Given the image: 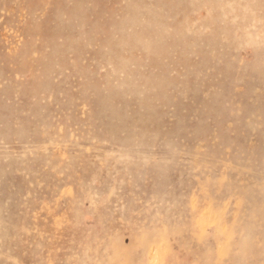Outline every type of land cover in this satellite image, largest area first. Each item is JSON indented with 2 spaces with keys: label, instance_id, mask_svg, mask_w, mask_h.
I'll use <instances>...</instances> for the list:
<instances>
[{
  "label": "rangeland",
  "instance_id": "obj_1",
  "mask_svg": "<svg viewBox=\"0 0 264 264\" xmlns=\"http://www.w3.org/2000/svg\"><path fill=\"white\" fill-rule=\"evenodd\" d=\"M0 264H264V0H0Z\"/></svg>",
  "mask_w": 264,
  "mask_h": 264
}]
</instances>
